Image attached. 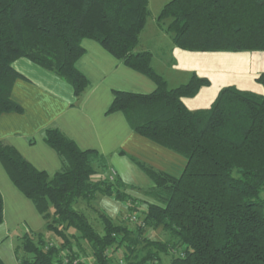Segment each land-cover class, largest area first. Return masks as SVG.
<instances>
[{
    "label": "trees",
    "instance_id": "1",
    "mask_svg": "<svg viewBox=\"0 0 264 264\" xmlns=\"http://www.w3.org/2000/svg\"><path fill=\"white\" fill-rule=\"evenodd\" d=\"M149 2L0 0V117L23 112L12 97L14 83L24 78L13 65L20 58L65 80L80 99L89 81L76 61L85 51L82 41L92 39L157 86L149 94L114 91L107 114L122 112L135 133L186 159L179 176L138 161L155 183L143 191L152 201L141 202L119 177L96 179V152L80 149L58 128L43 136L63 163L54 176L0 142L9 177L46 220L45 232L18 238L19 264H88L79 261L88 254L94 264H165L164 256L170 264H264V94L227 86L209 108L188 109L183 99L210 80L194 74L170 88L152 66V53L136 52ZM157 20L181 49L264 50V0H171ZM258 80L264 84L263 76ZM99 195L126 202L145 226L98 210V231L75 204ZM158 229L165 240L151 237Z\"/></svg>",
    "mask_w": 264,
    "mask_h": 264
},
{
    "label": "crops",
    "instance_id": "2",
    "mask_svg": "<svg viewBox=\"0 0 264 264\" xmlns=\"http://www.w3.org/2000/svg\"><path fill=\"white\" fill-rule=\"evenodd\" d=\"M170 1L150 0L151 16L135 50L152 53V66L170 88L187 83L194 74L210 80L195 96L183 99L188 109L209 108L227 86L264 94V84L258 80L264 77V50L190 51L175 46L166 30L167 24L161 25L157 20ZM82 46L85 51L76 61V67L88 79L89 86L80 99L75 97L71 85L53 72L26 58L15 61L14 68L24 78L14 83L12 97L23 107V112L0 117V142L13 146L35 168L54 176L63 163L43 136L46 129L58 128L80 149L96 152L92 157L98 168L96 179L119 177L129 187V194L141 202H150L152 199L143 191L153 188L155 183L138 161L179 176L186 159L135 133L122 112L107 114V110L114 91L149 94L156 89V83L116 58L97 41L84 39ZM102 166L106 170L100 172ZM0 191L4 200L0 246L8 243L1 254L5 256L8 250L15 260L12 233L20 226L26 228V232H41L46 228V220L14 185L1 161ZM99 202L100 210L113 220L125 219L131 223L126 202L107 195L101 196ZM15 263L19 261L16 259Z\"/></svg>",
    "mask_w": 264,
    "mask_h": 264
},
{
    "label": "rangeland",
    "instance_id": "3",
    "mask_svg": "<svg viewBox=\"0 0 264 264\" xmlns=\"http://www.w3.org/2000/svg\"><path fill=\"white\" fill-rule=\"evenodd\" d=\"M14 64H15V66H16V63L14 62ZM20 66V63L18 62L17 63V67H19ZM263 84V83H262ZM172 152V151H171ZM172 154H176V153H172ZM93 164H94V166L96 165L94 162H93ZM96 167V169H98L97 168V166H95ZM101 170H106V168H105V166H102L101 167V169L99 170L100 172H101ZM101 196H103V195H99L95 200H92V201H84V200H80V201H78L76 204H75V207H76V209H78V210H81V211H83L86 215H87V217L89 218V220H90V222L97 228V230L98 231H100V232H102V229H103V225H102V222H101V219H100V217H99V213H98V210H100L101 208H99V198L101 197ZM140 201V200H139ZM6 207H7V200H6ZM100 211H102V210H100ZM128 212L130 213V210H129V208H128ZM137 216H139V214H136ZM6 216L8 217V214H6ZM130 225H132L133 227L136 225V223L135 222H131V223H129ZM26 228H23V226H20L18 229H17V232L16 233H12V234H14L13 236H12V238L14 239V254L16 255V246H17V244L19 243V237H16L17 236V234H20V235H22V234H24L26 231ZM16 231V230H15ZM41 232H45L46 231V228L44 227V228H42L41 230H40ZM151 237H153V238H159V239H162V240H165L166 238H167V235H164L163 233H161V231H159V233L158 234H156V233H154L153 235L151 234ZM7 243V242H6ZM8 244V243H7ZM7 244H4V245H1L0 246V260L4 263V264H16L15 263V260L17 259L18 260V258H17V255H16V259L15 260H13L12 259V256H10V253H7L8 252V250H7V252L5 251V256H3L4 254H1V249H3V247L4 246H6ZM4 251V250H3ZM120 252L121 251H119V253H116V259L118 258V257H120ZM13 253V252H12ZM9 254V255H8ZM13 254V255H14ZM3 257V258H2ZM85 260H87L86 262L88 263V264H94V262H93V260H92V257H91V255H87V256H85ZM164 263L165 264H170V256H164Z\"/></svg>",
    "mask_w": 264,
    "mask_h": 264
},
{
    "label": "built area",
    "instance_id": "4",
    "mask_svg": "<svg viewBox=\"0 0 264 264\" xmlns=\"http://www.w3.org/2000/svg\"><path fill=\"white\" fill-rule=\"evenodd\" d=\"M114 177V176H113ZM129 221L130 222H135L136 224L137 223H140V225L142 226V227H144L145 226V222H143L137 215H131L130 217H129ZM51 246L52 245H57L58 247H61V243L60 242H51V244H50ZM63 256L65 257V254L63 253ZM65 260H66V258H65ZM82 261V260H84V261H87V260H85V259H83V258H80L79 259V261ZM75 263H77V261H75Z\"/></svg>",
    "mask_w": 264,
    "mask_h": 264
}]
</instances>
